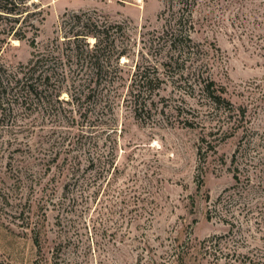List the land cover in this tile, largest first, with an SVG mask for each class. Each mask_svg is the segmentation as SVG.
Segmentation results:
<instances>
[{
  "label": "rangeland",
  "instance_id": "1",
  "mask_svg": "<svg viewBox=\"0 0 264 264\" xmlns=\"http://www.w3.org/2000/svg\"><path fill=\"white\" fill-rule=\"evenodd\" d=\"M32 2L44 17L40 49L60 32L64 14L90 11L124 25L136 61L166 18L185 8L206 75L247 108L249 123L247 135L185 126L172 80L143 121L126 86L109 112L91 115L100 112L95 127L84 118L74 128L43 123L39 115L42 125L24 131L30 119L15 114L0 125V264H264V0ZM34 51L28 40L9 37L0 41V65L15 72ZM133 59L123 58L128 70ZM186 102L199 107L189 96ZM91 154L102 159L97 172L87 163ZM108 157L115 161L109 172ZM77 160L79 177L66 178L63 169ZM236 167L242 182L233 189ZM230 194L228 205L220 202Z\"/></svg>",
  "mask_w": 264,
  "mask_h": 264
},
{
  "label": "trees",
  "instance_id": "2",
  "mask_svg": "<svg viewBox=\"0 0 264 264\" xmlns=\"http://www.w3.org/2000/svg\"><path fill=\"white\" fill-rule=\"evenodd\" d=\"M32 1L0 0V35L3 37L0 41L6 42L9 37L28 40L35 49L32 60L28 64H20L15 72H8L5 66L0 65V125L16 114L15 119H30L29 123L20 125L24 131L42 125L38 121L39 115L43 116V123L50 120L52 124L74 128L84 118L88 125L92 122L90 127H95L98 114L112 109L113 94L116 95L124 86L129 89L126 101L131 103L135 118L140 121L151 119L153 111L164 99L160 93L162 86L172 80L181 93L180 99L176 100L179 105L175 111L178 117L184 118L185 126L206 129L211 124V128H218L217 132L224 128L227 132L243 128L244 135H247L248 110L236 107L228 97L227 89L211 75H206L207 63L200 45L191 35L194 26H188L180 12L185 8L172 12L166 18L164 31L152 35L148 40L151 46L140 50L136 61L133 56L137 52L128 42L130 37L124 25L110 22L90 11L64 14L60 32L40 49L39 24L44 17L42 9L30 8ZM123 58L133 59L135 65L128 70L130 67ZM129 80L131 83L127 86ZM64 92L69 94V98H62ZM186 96L197 101L199 107H188ZM100 108L98 118L93 119L91 115ZM185 112L187 115L184 117ZM81 132L82 136L78 137L85 138L87 132ZM212 134L210 131L205 137ZM107 159L103 163L110 165L109 172L115 161ZM99 161L102 159L93 154L87 158L89 168L96 172L100 167ZM68 162V158L63 161ZM237 162L236 152L233 163ZM81 169L82 164L77 160L67 170L63 169L62 174L66 178L79 177ZM234 178L236 184L233 189H237L242 182L238 167ZM233 198L234 194H230L228 198L222 195L219 199L228 205Z\"/></svg>",
  "mask_w": 264,
  "mask_h": 264
}]
</instances>
